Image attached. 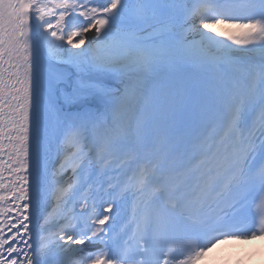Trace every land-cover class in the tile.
I'll return each mask as SVG.
<instances>
[{"label": "snow or ice", "instance_id": "snow-or-ice-1", "mask_svg": "<svg viewBox=\"0 0 264 264\" xmlns=\"http://www.w3.org/2000/svg\"><path fill=\"white\" fill-rule=\"evenodd\" d=\"M257 237L264 0H0V264Z\"/></svg>", "mask_w": 264, "mask_h": 264}]
</instances>
